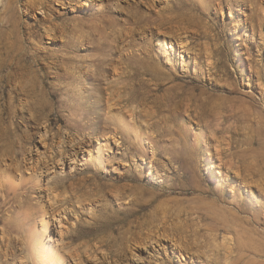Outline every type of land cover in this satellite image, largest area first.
<instances>
[{"label":"rangeland","instance_id":"374dc122","mask_svg":"<svg viewBox=\"0 0 264 264\" xmlns=\"http://www.w3.org/2000/svg\"><path fill=\"white\" fill-rule=\"evenodd\" d=\"M202 2L0 0V163L66 264H264V0Z\"/></svg>","mask_w":264,"mask_h":264},{"label":"bare ground","instance_id":"6f19581e","mask_svg":"<svg viewBox=\"0 0 264 264\" xmlns=\"http://www.w3.org/2000/svg\"><path fill=\"white\" fill-rule=\"evenodd\" d=\"M191 2V4L198 2L203 6L205 1L191 0ZM160 48L165 54L174 52L173 40L164 39ZM208 66L210 67L211 64L209 63ZM131 120L132 115L121 119L120 123L123 127L133 131V126L131 128L130 125ZM87 154V158H90L87 161L90 164L93 163L91 153ZM10 167V164L7 165V163L0 165V264H7L8 260L15 258L17 254H26V258H30L29 260L34 264H66L69 258L79 262L78 255L67 257L58 246L59 241L63 240L66 230L65 220L68 215L67 209L59 207L60 203L64 201L60 199L59 189H47L39 192L34 181L25 179L17 172L11 175ZM205 193L208 196L216 197V200L221 199L216 193L210 191H205ZM36 199H40L42 204L38 202L35 204ZM10 214L12 216L16 214V216L12 217ZM16 218L20 220V228L18 233L13 235L10 232L9 223L11 219ZM37 223L41 225L40 229L37 228ZM50 224L56 226L55 232L59 236L58 239H54L55 236L50 233ZM71 226L74 227L75 224H71ZM93 260L94 264L99 262L96 258Z\"/></svg>","mask_w":264,"mask_h":264}]
</instances>
